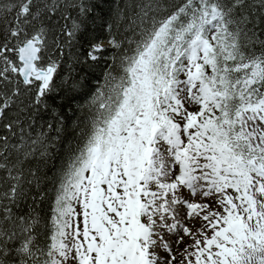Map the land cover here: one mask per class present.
<instances>
[{
	"label": "snow or ice",
	"instance_id": "obj_1",
	"mask_svg": "<svg viewBox=\"0 0 264 264\" xmlns=\"http://www.w3.org/2000/svg\"><path fill=\"white\" fill-rule=\"evenodd\" d=\"M114 3L0 0V264H264V0Z\"/></svg>",
	"mask_w": 264,
	"mask_h": 264
},
{
	"label": "trees",
	"instance_id": "obj_2",
	"mask_svg": "<svg viewBox=\"0 0 264 264\" xmlns=\"http://www.w3.org/2000/svg\"><path fill=\"white\" fill-rule=\"evenodd\" d=\"M169 4H171L172 2H174V0H168ZM119 8H122L123 5L120 4V0H116V3L112 4V13L114 14ZM105 11H108L107 6H105ZM111 22V21H109ZM118 31H123L122 29H117V28H113L112 32L113 34L117 33ZM108 36V32L105 31L101 36V40H104L106 42V38ZM114 51L112 49H108L105 54H104V59L105 60H109L112 55H114ZM95 75L97 77H100V80H97L95 78H93L92 83L93 85H96L97 83H102V76L103 73L97 69L95 72ZM69 115H71V113H69ZM76 122H75V118H73V121L69 123V132L71 133V135L67 134V133H62V136H64V143L63 146L61 147L60 142L57 141L56 147H55V152L53 153L51 159H47L44 161L43 164L40 165L41 167V171L47 173V177L49 180H51L52 178H54L56 176V174L58 173L59 169L64 165V163L66 162L67 158H68V149L75 147L76 143L79 141V133H80V128L76 127ZM80 127H83V125H80ZM39 130V129H38ZM54 135V134H53ZM35 166V165H33ZM52 169V171H48V169ZM53 187V185L51 183H49V189H51Z\"/></svg>",
	"mask_w": 264,
	"mask_h": 264
}]
</instances>
